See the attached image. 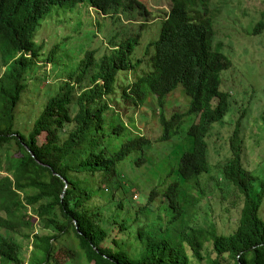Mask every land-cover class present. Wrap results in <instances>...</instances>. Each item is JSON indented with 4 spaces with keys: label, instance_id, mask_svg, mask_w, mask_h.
Listing matches in <instances>:
<instances>
[{
    "label": "trees",
    "instance_id": "obj_1",
    "mask_svg": "<svg viewBox=\"0 0 264 264\" xmlns=\"http://www.w3.org/2000/svg\"><path fill=\"white\" fill-rule=\"evenodd\" d=\"M168 1L152 12L139 0H0V171L9 173L0 174V264L71 263L78 251L89 264H264V175L245 164L244 116L218 179L243 199L240 218L231 233L193 225L210 140L232 113L223 71L233 63L216 42L210 0ZM179 87L189 111L168 118ZM154 98L159 142L179 136L186 117L199 121L178 179L140 207L124 169L152 164L137 117ZM160 194L168 204L150 222Z\"/></svg>",
    "mask_w": 264,
    "mask_h": 264
},
{
    "label": "rangeland",
    "instance_id": "obj_2",
    "mask_svg": "<svg viewBox=\"0 0 264 264\" xmlns=\"http://www.w3.org/2000/svg\"><path fill=\"white\" fill-rule=\"evenodd\" d=\"M139 1L143 2L152 12L170 9L168 0ZM210 11L215 22L216 42L223 47V52L233 63L231 68L223 71V87L231 91V94L233 93L231 95L232 113L229 112L223 128L217 127L215 138L210 140L212 172L202 177V187L206 190V197L200 198L193 212V225L210 229L217 226L220 232L231 233L234 228L233 223L240 218L242 213L243 199L236 196L234 191L231 193L224 191L218 179L226 163L232 157L230 139L242 116H244L243 127H241L244 131V140L246 137L245 164L257 175H264V28L257 34L254 32V27L258 22L264 20V0H210ZM97 15L95 9H90V14L87 13V16L94 20ZM212 16L209 15L211 18ZM39 66L45 69L44 72L52 71L50 64L42 63ZM44 95L45 92L40 96ZM190 102L184 88L179 87L167 99L164 108L165 115L168 118L175 114L187 115ZM161 112L154 98L148 101L142 114L137 117L141 134L153 141L152 149L148 154L152 164L147 165L144 168L147 171L143 170L142 173L138 168L124 169L125 175L129 177L128 182H134L135 186L134 190H129L130 200L140 207L149 203L152 191H161L172 181L178 179L176 172L180 155L190 151L192 146L191 138L188 136L189 128L199 121L195 117H186V123L179 136L169 142H159L162 136V127L159 122ZM0 174L1 178L9 176V173L4 171H0ZM163 202L168 204L160 194L156 197L154 204L158 208ZM159 216L163 217L160 208L155 214L147 215V218L151 222ZM39 225L42 226L41 223ZM131 241H134L135 253H138L140 246L135 240L131 239ZM25 248V257L30 261L34 246L27 241ZM61 248L65 256L66 252L71 253L70 250ZM77 248L76 243L72 248V253L77 251ZM77 253L78 257L73 262L65 264H89L83 258L81 251Z\"/></svg>",
    "mask_w": 264,
    "mask_h": 264
}]
</instances>
